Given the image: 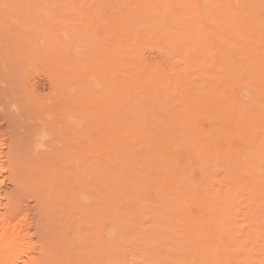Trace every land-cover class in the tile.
<instances>
[{"label": "rangeland", "instance_id": "374dc122", "mask_svg": "<svg viewBox=\"0 0 264 264\" xmlns=\"http://www.w3.org/2000/svg\"><path fill=\"white\" fill-rule=\"evenodd\" d=\"M128 13L119 0H0V151L6 166L10 165L7 175L15 166L18 173L14 168L12 179L13 173H23L17 175L21 185L16 183L18 178L12 183L6 175L0 191L4 205L13 202L17 213L28 214L24 223L31 229L32 241L51 248L57 260L62 258L60 253H66V264H90L98 255L103 256L100 264H110L111 257L112 264H264V188L256 185L257 193H252L254 184L264 180V109L258 115L254 109L259 102L250 96V89L241 87L236 90L240 112L235 114L233 99L228 126H220L212 116V99L210 108L197 120L204 146L225 141L228 148L223 154L238 170L240 189L230 208L227 229L238 236L236 242L251 256L241 252L235 256L222 252V256H201L200 252L180 256L188 229L179 223L195 228L214 248L232 233L204 234L201 223L211 218V207L187 202L186 209L179 200L191 192L183 184L186 177L180 174L172 181L177 169L170 152L174 150L191 163L187 177L192 175V181L205 178L192 145L180 146V139L174 137L172 121L179 109L175 105L190 103L189 96L170 88L156 92L161 84L148 83L139 74L140 70L148 74L155 65L172 69L177 60L184 62L187 56L166 49L164 40L152 43V34L146 32L139 16L130 18ZM164 22L169 25L171 21ZM122 32L136 38L146 34L150 40L138 48L139 61L119 52L116 40ZM232 42L221 46L222 54L227 50L233 55L240 53V49L227 48ZM200 75L195 68L181 71L192 88L203 86L201 90L207 82L197 81ZM215 83L220 87L218 101L233 98L231 92L221 90L219 80ZM133 84L139 95H146L149 113L160 121L153 126L144 118L136 135L127 125L132 105H142L139 95L128 99V87ZM234 128L239 131L235 133ZM165 140L171 144L170 151L156 153L153 148ZM12 160L19 166L9 163ZM209 164L210 175L216 173L217 177L207 182L213 189L207 191L204 184L199 185L204 190L201 194L213 195L214 190L222 195L232 180L227 163L214 159ZM255 175H259L257 180ZM251 179L253 184L247 185ZM96 206L100 209L95 213L101 214L98 222L91 211ZM196 206L199 208L194 210ZM109 221L122 230L114 256L110 257L105 246L100 254L95 247L82 245L84 237L93 240L94 234L102 231L100 226ZM78 230L84 235L81 245ZM36 253L39 257L40 250Z\"/></svg>", "mask_w": 264, "mask_h": 264}, {"label": "bare ground", "instance_id": "6f19581e", "mask_svg": "<svg viewBox=\"0 0 264 264\" xmlns=\"http://www.w3.org/2000/svg\"><path fill=\"white\" fill-rule=\"evenodd\" d=\"M119 1H122L128 8V15L130 16V18L132 16H139L138 18H140L141 23L144 24L143 27L146 29V32L149 31L150 34H152L149 35L153 40L152 43H160L161 40H164V43L166 41V49L176 53L182 52V55H184L185 57L187 56V59L184 62H181L180 60L176 61V64L172 67L173 71L172 69H164L160 65H155L151 67V70L150 72H148V74H144L145 72L141 70L139 71V74L146 77L148 83L155 82L161 84L156 92H159L162 89L167 90V88H170L178 92L180 91V95L186 94L187 96H189L191 100L190 103L181 101L180 103H177V105H175L178 106L179 109L178 115H176L178 116L177 119L172 121V125H174L175 131L174 137L180 139V146L184 144L192 145L194 153L197 157H199L200 163L204 167L202 175H205V178L200 179L199 181L193 179L192 181V175H189V177H187L186 175L189 173L191 163L183 161L184 157L180 156L177 151H170L171 144L167 143L166 140L159 142L157 144L158 148L153 149L156 153H162L166 149L171 152L172 159L177 165L176 174H173L172 181L176 182L177 175L180 174L186 177L185 180H183V184H185L187 189L191 190V192L185 193L181 198L179 197L180 203L185 206V203L187 202H194V204L199 203L200 207L208 205L211 207V218L207 219V221L205 222L201 220L203 222L201 223V229L203 233H208V235L214 236L222 233L223 231L228 232V234L232 233L231 237H226L222 240H219L218 246L214 248L208 246L207 243L204 242L203 237L197 233V230L195 228H192V226H188L186 223L178 222V225L184 226L185 229H188L185 233V237L187 239L181 247L182 253L180 254V256L193 255L195 254V252H200L201 256H222L221 252L226 256H230V254H232V256H235L240 252L245 256H251V253L249 251H246L239 242H236L238 236L234 235L235 233L230 228V232L227 229V223L230 222V219L232 218V216L230 215V208L233 205V202L237 199L238 190L240 189L238 184L241 182V179L237 174L238 170L233 161L229 157L225 156V154H223L228 148V145L225 141L219 139L218 141H215V145L204 146L202 139L203 131L199 128V126H197V120L202 113H205L206 107L207 109L210 108L209 101L212 99V102L215 103L213 105L214 109L213 111H211L212 116L216 118V122H219L220 126H228V120L226 118L230 117L229 113L231 111L230 108L228 109V107L233 99V105H237L236 107H234V109H237L235 114L240 112L239 103L241 100L239 98H236V90L241 87L248 88V90L250 89V96L256 98V100L259 102L256 104L254 109L256 110V113L260 115L263 111L264 0ZM154 13L155 15H152ZM165 19L166 21L167 19H170L171 22L168 23L169 25L164 24ZM212 36L216 38V40H211ZM231 40H233V42L230 47L228 46L227 48L230 50L240 49V53L233 55L229 50H227L222 54L221 46H226L227 43ZM147 41L150 40H147L146 34L145 36H141V38H136L132 34L128 35L123 32L118 34L116 40V42L118 43L117 48L119 52L122 51L123 53L128 54V56L131 55L134 61H139L137 50L140 46H143L145 43H147ZM235 56L237 58H235ZM181 65L182 68H180ZM189 68L198 69L201 75L199 76L200 78L198 77L197 81H202L204 83L207 82L206 88L200 90V88H202L203 86L199 85L192 88L190 84L183 79V77L181 76V71H185ZM225 79H228L226 83L224 82ZM217 80L220 81L219 85L222 86L221 90L223 92H231L230 96L233 97L232 99H230L228 96V98L226 97L223 101L217 100L220 90V87L217 86L216 83L214 84V82ZM135 85L136 84H133V86L129 85L133 88L128 87V91H130L131 93L130 95L128 94V96L130 97L128 98L129 101H131L133 97H137L139 95V93H137L138 91L135 90ZM122 92L123 90H121V93ZM254 92H257V94H254ZM141 94L139 95V97L142 98V105L139 106L137 104L139 107H137V105L136 107L132 105L131 121H127V125L133 131L134 135H136L137 132L142 129V122L144 118L151 120L153 122V126H157L160 124V121L156 119V116L149 113L150 111L147 108V105L144 103V98L146 95L144 96L143 94L142 96ZM156 95L161 96L160 94H155V96ZM205 103H207L208 105L205 106ZM217 128L218 127H216L215 129ZM238 131V128H234L235 133H237ZM225 133V131H221L220 135L223 137L225 136ZM2 153L3 151H0V191L7 178V166H10H6L5 161H3L4 157L2 156ZM214 159L224 164L227 163L226 165L228 166V173L230 175V179H232L230 181L231 185H229V187L222 195L220 192L217 195L214 194V190H212L213 195H210L211 193L209 192L207 193V195H204L201 194V192L204 190L199 185L204 184L207 187V191L210 188L213 189L212 186L207 182L212 181V179H214L213 176L217 177L216 173L210 175L209 171V162ZM10 162L14 161L12 160L9 161V163ZM12 164L19 166V163L15 164L14 162ZM14 168H16V166ZM14 168H12L13 170L9 169L11 171L8 172L10 173L9 175H7L8 177L11 176L12 171L14 172ZM16 170L18 173L17 168ZM20 171L19 175L23 174L22 172L20 173ZM166 172L170 173V170H166ZM17 175L16 173H13V179L18 178L19 175L18 177ZM21 176L22 175H20V177ZM255 176V179L257 180V178H259V175ZM23 178L27 180L25 176H23ZM13 179L11 178L12 183L15 182V180ZM19 179L20 178L16 179V183H19V185H21V181L18 182ZM29 182L30 181L28 180V183ZM257 182L259 183L254 184V186L252 187V193H257L256 185H262V187L260 188H264V180H259ZM24 184L27 185L26 183ZM251 184H253L252 179L247 182V185ZM32 192H30V194ZM188 194H190V197L186 198ZM262 195H264V192ZM58 196L59 195L57 194V197ZM8 197L9 196H7V199ZM9 199L14 200L13 198ZM56 199H54L53 202L56 201ZM58 199H60V197H58ZM10 200L7 201L9 202ZM79 200H82V197L79 198ZM15 201H18V198L15 199ZM9 203L13 204V202ZM12 204L4 205L3 197L0 193V264H58V261H60L63 256H66L67 254L60 253L59 256H62V258L60 257V259L57 260L55 257L56 255L54 251L52 252L51 248H42L40 247L41 245L38 242L37 243L40 246L37 243L36 245L32 241V237L29 235V231L31 229L28 230V226L25 227L26 224L24 222H26L28 214H23L21 216L19 213H17L18 211L14 206L15 204ZM61 204L62 203L57 205H60L61 207ZM2 206H5V211H2ZM93 206L94 204L91 205V207ZM62 208L64 210V207ZM187 208L188 206L186 205V209ZM198 208L199 207L196 206L194 207V210ZM97 209L100 208L96 206V208L92 209V214L95 213ZM189 210L192 209L190 208ZM64 211L66 212V210ZM192 214L195 215V212L193 211ZM171 217L173 218V220H176L174 215H172ZM96 218L99 219L96 222L100 221L101 214L95 213L94 221ZM31 225L33 224L31 223ZM95 227L97 228L98 224ZM99 230L102 231L97 236H95L94 234L93 240L87 238V241L85 240L86 237H84V235L79 234V232L82 233L81 230H78L77 235H80V238L77 237V239L79 238L78 240L80 242V239L84 237L82 240L85 242H83L82 245L88 247L92 246L93 248L95 247L94 250L99 251L100 254H103L102 247L105 246V248L109 250L110 257L114 256L116 254L115 242L119 241L122 235L121 228L120 230H118V225H116L115 222L109 221L107 222V224H102ZM209 230L210 232H207ZM72 241L73 240H71V242ZM81 243L82 242H80V245ZM37 250H40L39 257L36 256ZM173 252L175 254H178L176 251ZM150 256H159V254L150 253ZM101 258H103V256L98 255V259H96L95 261L92 260L93 262L91 261L90 264H100ZM111 258L109 259L110 264H112ZM66 260V257H64L62 260V264H66Z\"/></svg>", "mask_w": 264, "mask_h": 264}]
</instances>
